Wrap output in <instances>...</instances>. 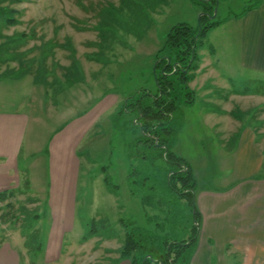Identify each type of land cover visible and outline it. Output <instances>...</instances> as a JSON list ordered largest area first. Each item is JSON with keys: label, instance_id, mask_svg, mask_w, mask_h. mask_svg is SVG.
<instances>
[{"label": "rangeland", "instance_id": "obj_1", "mask_svg": "<svg viewBox=\"0 0 264 264\" xmlns=\"http://www.w3.org/2000/svg\"><path fill=\"white\" fill-rule=\"evenodd\" d=\"M259 1H217L215 17L208 20L219 25L200 38L196 61L197 69L205 64L199 77L209 79L207 86L215 84L212 101L198 88L178 94L170 120L165 118L153 133L161 139L159 147L142 132L145 120L131 105L151 101L154 67L165 58L161 50L167 34L177 25L199 26L202 3L0 0V34L6 38H0V112L19 110L31 117L18 157L16 193L0 203V247L15 251L20 264H55L43 263L51 217L44 203L50 181L49 140L96 106L98 118L78 151L73 226L64 236L58 264H128V259L115 257L125 233L135 230L155 237L154 243L187 238L193 209L169 188V173L177 169L170 164L176 163L171 155L190 168L194 194L236 181L233 152L229 145L222 149L225 143L206 114L231 110L241 128L256 129L257 147L264 151V77L240 69L235 19ZM5 17L15 22L5 23ZM106 26L112 30L107 32ZM253 91L255 99L230 97ZM83 242L86 245L79 246Z\"/></svg>", "mask_w": 264, "mask_h": 264}, {"label": "crops", "instance_id": "obj_2", "mask_svg": "<svg viewBox=\"0 0 264 264\" xmlns=\"http://www.w3.org/2000/svg\"><path fill=\"white\" fill-rule=\"evenodd\" d=\"M259 2L250 6L241 18L240 14L235 17L239 34L238 65L244 71L264 77V0ZM199 65L188 88L192 92L198 88L203 98L212 101L211 89L215 84L211 82L207 86L209 79L199 77L204 74L205 64ZM254 91L245 97L238 94L230 97L232 100H251L258 97ZM97 107L88 116L77 117L56 131L49 140L50 181L44 203L51 217L43 263L58 264L63 256V239L73 226L81 165L78 151L98 118L95 115ZM231 113V110H222L219 114L206 115L212 128H216L221 136V143H225L222 149L229 145L233 152L236 181L224 189L195 192L198 229L187 264H264V151L257 147L256 129L250 126L241 128ZM30 119L19 110L0 112V192L13 189L20 180L18 157ZM219 119L223 121L218 122ZM84 245L83 242L79 246ZM119 259L123 258L120 255L115 257V260ZM0 264H20V257L12 249L2 246Z\"/></svg>", "mask_w": 264, "mask_h": 264}, {"label": "trees", "instance_id": "obj_3", "mask_svg": "<svg viewBox=\"0 0 264 264\" xmlns=\"http://www.w3.org/2000/svg\"><path fill=\"white\" fill-rule=\"evenodd\" d=\"M198 1L199 3H202L205 13V15L201 16L199 19V26L192 29L186 25H177L174 26L166 36L163 49L161 50L165 51V58L159 59L154 67V71L156 73V91L154 95H151V101L148 104L136 102V104L131 105L130 110L137 112V114L145 120V122L141 125L142 132L144 134H148L149 138L151 137V142L159 147L163 146L160 143L161 139L158 138L157 135H153V133L156 132L157 129L159 130L161 128L160 126L164 125L165 118L166 122L170 120L169 116L176 109V96L183 91H190L188 83L194 78V72L197 70V49L199 47L200 38L207 32L208 29L219 25L218 22H210L208 20V16L212 15L218 0ZM143 4L147 3H142V6ZM135 6L136 4L134 7ZM146 6L147 5H144L143 7ZM123 10L124 8L121 12H123ZM248 11L249 8L245 9L242 13H240L239 17L241 18ZM5 12L7 13L8 11L5 10ZM2 20H4L7 24H13L15 22L9 17L2 18ZM204 21L205 24L203 25ZM106 28L107 32L112 30L110 26H106ZM21 37H24V35H21ZM0 38L6 39L1 34ZM7 40H9V38ZM16 41H18V39ZM156 70H158V74ZM71 83L68 81L69 85ZM143 93L145 96H150L149 91H144ZM131 98L132 97L127 98V102L125 103L126 107L130 106L128 104V100ZM192 102V99L187 100L188 104ZM126 112L129 111L126 110ZM168 154L170 155L169 152L165 154L166 159ZM171 157L174 158L176 163L170 164L177 165V169H175L172 173H169V188L179 197L186 200L193 209V212L191 211L192 226L189 235L181 241L165 240L162 243H154L155 237L151 235L144 236L137 230L126 232L124 235L123 245L120 249V256L128 259L130 264H187L192 254L196 241L195 236L198 229L199 219L193 202L194 181L190 173V168L187 164H184L181 159L175 158L172 155ZM15 193L16 192L13 189L0 192V203H4L13 198ZM142 242H145L146 244ZM134 253L135 255H133ZM147 255L149 256L147 257Z\"/></svg>", "mask_w": 264, "mask_h": 264}, {"label": "water", "instance_id": "obj_4", "mask_svg": "<svg viewBox=\"0 0 264 264\" xmlns=\"http://www.w3.org/2000/svg\"><path fill=\"white\" fill-rule=\"evenodd\" d=\"M217 4V3H216ZM215 14H216V8L213 10V13L212 15L208 16L210 19H213L215 17ZM205 15V13L201 14L199 19L201 18V16Z\"/></svg>", "mask_w": 264, "mask_h": 264}]
</instances>
